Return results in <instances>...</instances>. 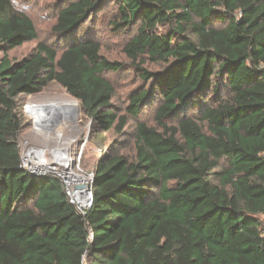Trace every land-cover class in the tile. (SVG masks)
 I'll return each mask as SVG.
<instances>
[{
  "label": "trees",
  "instance_id": "1",
  "mask_svg": "<svg viewBox=\"0 0 264 264\" xmlns=\"http://www.w3.org/2000/svg\"><path fill=\"white\" fill-rule=\"evenodd\" d=\"M104 13L144 84L124 115L110 77L126 65L84 30ZM52 30L13 61L38 30L0 0V264H264V0H64ZM51 84L104 133L137 122L130 151L81 163L85 216L59 178L21 168L25 96Z\"/></svg>",
  "mask_w": 264,
  "mask_h": 264
},
{
  "label": "rangeland",
  "instance_id": "2",
  "mask_svg": "<svg viewBox=\"0 0 264 264\" xmlns=\"http://www.w3.org/2000/svg\"><path fill=\"white\" fill-rule=\"evenodd\" d=\"M63 1L64 0H13L18 10L28 14L33 19L38 30L39 39L10 51L8 53L10 59L13 61H20L29 56L36 48L38 42H49L50 44L59 43L52 33V29L57 22L59 7ZM110 18L108 13L98 15L95 22L92 24L88 23L89 25H87L84 30L87 28L91 29V36L101 42L103 45V55L107 59L126 65L123 71L110 77L117 86V95L113 104L116 108V112L120 115H124L129 108L130 94L137 89L143 88L144 84L142 80L139 79V73L132 68V64L124 54L123 49L126 36L116 35L112 31L109 24ZM3 57L4 54H0V59ZM144 68L151 72L164 69L163 66L148 61ZM42 93L43 95L41 98L43 104L66 106L76 101L80 107L76 99L71 97L63 88L56 84H51L50 87L46 88ZM25 99H27L26 96ZM154 109L155 105H149L143 108L139 119L147 122L149 125H155ZM136 124L137 122L131 119L125 131L127 136L119 137L113 131L108 133L102 132L87 121L81 114L80 119L75 123L70 122V124L64 125L62 122L61 125L65 127L63 132L61 129L63 126H60L45 137H37L30 129H27L21 135L20 144L28 142L32 145H38L48 149H53L58 146H68L71 147L74 154L82 152V158H84L85 161L81 163L90 167L93 165L94 158L98 156L97 153L99 150H101L103 154V152L108 150L114 143L122 152L130 151L134 143L133 135ZM61 132L62 134L59 137Z\"/></svg>",
  "mask_w": 264,
  "mask_h": 264
},
{
  "label": "built area",
  "instance_id": "3",
  "mask_svg": "<svg viewBox=\"0 0 264 264\" xmlns=\"http://www.w3.org/2000/svg\"><path fill=\"white\" fill-rule=\"evenodd\" d=\"M42 95L41 92L37 95L27 96L22 107L23 117L35 136L45 137L58 127L63 126L62 122L65 125L70 122L75 123L80 119L81 114H78L73 108L62 106L57 109L50 104H43ZM61 129L63 132L65 127L63 126ZM20 147L21 168L32 174L39 173L59 178L70 203L80 214L85 216L94 201L95 171L85 170L82 167L83 153L74 154L71 147L68 146L48 149L28 142L20 144ZM97 154L101 156L102 151L99 150Z\"/></svg>",
  "mask_w": 264,
  "mask_h": 264
},
{
  "label": "bare ground",
  "instance_id": "4",
  "mask_svg": "<svg viewBox=\"0 0 264 264\" xmlns=\"http://www.w3.org/2000/svg\"><path fill=\"white\" fill-rule=\"evenodd\" d=\"M52 106L53 108H57V109H60L62 107V105H52ZM64 107L76 109L79 108V105L76 101H73L71 104H67L66 106L64 105Z\"/></svg>",
  "mask_w": 264,
  "mask_h": 264
},
{
  "label": "water",
  "instance_id": "5",
  "mask_svg": "<svg viewBox=\"0 0 264 264\" xmlns=\"http://www.w3.org/2000/svg\"><path fill=\"white\" fill-rule=\"evenodd\" d=\"M75 110L77 111L78 114H82V113H81V109H80V107H79V108H76ZM22 171H26V170L23 169ZM26 172H27V171H26ZM28 173H30V172H28ZM30 174H32V173H30ZM32 175L37 176V177H46V176L41 175V174H39V173H38V174H32Z\"/></svg>",
  "mask_w": 264,
  "mask_h": 264
}]
</instances>
